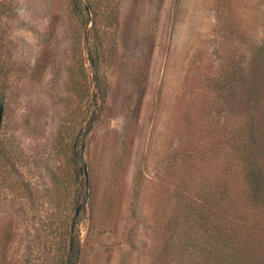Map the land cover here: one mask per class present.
Listing matches in <instances>:
<instances>
[{"label":"rangeland","instance_id":"374dc122","mask_svg":"<svg viewBox=\"0 0 264 264\" xmlns=\"http://www.w3.org/2000/svg\"><path fill=\"white\" fill-rule=\"evenodd\" d=\"M249 138L264 175V0H0V264H226L181 187L254 219Z\"/></svg>","mask_w":264,"mask_h":264},{"label":"trees","instance_id":"16d2710c","mask_svg":"<svg viewBox=\"0 0 264 264\" xmlns=\"http://www.w3.org/2000/svg\"><path fill=\"white\" fill-rule=\"evenodd\" d=\"M250 140V138L242 140L240 144L233 146L235 152H232V157H229L228 165L234 169L239 166L242 168L243 181L241 185L245 186V192H247L249 197L247 202L250 204L249 209H253L254 219L248 220L245 218V221H242L243 223L232 222L234 223L232 226L237 225L232 227L227 224L229 220L220 215L225 213L228 207L232 210L237 206L235 202L230 200L232 195L227 183L215 188L217 192H214L215 189L208 188V185L204 184L202 186V194L197 195L198 187L193 189L184 185L186 189L183 186L181 187L182 190L187 192V197L194 200L195 203L197 200H201L200 205L188 211L198 216L203 221L202 224L205 223L206 225L203 232L206 235L205 241H203L202 250L198 249L202 255L207 256L212 253L214 255L222 247H228V251L222 255V258L229 261L226 264H264V175L261 163L257 160L254 146L250 143ZM237 173L240 174V170ZM84 188L85 198L89 199L88 180L84 182ZM191 191L194 192L193 195ZM234 229L240 231V233L238 232L239 236L236 238L230 235V231ZM188 242H190V238ZM210 247L213 249L210 250ZM77 262L78 254L74 245V238L70 237L69 252L65 263L77 264Z\"/></svg>","mask_w":264,"mask_h":264}]
</instances>
